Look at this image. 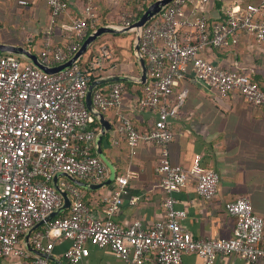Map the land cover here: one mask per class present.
<instances>
[{
    "label": "built area",
    "instance_id": "1",
    "mask_svg": "<svg viewBox=\"0 0 264 264\" xmlns=\"http://www.w3.org/2000/svg\"><path fill=\"white\" fill-rule=\"evenodd\" d=\"M152 2L154 0H147ZM234 0L229 3L224 20L210 23L201 7L209 0H196L187 8V0H171L162 11L140 31L139 49L145 58L148 78L140 109H154L156 118L146 131L136 128L132 120L119 114L115 131L123 135L132 153L140 143L158 145L160 160L155 167L164 191V215L152 226L139 220L123 226L114 219L124 201L126 175L115 178L114 188L103 196L102 214L84 201L78 185L68 179L59 181L70 196L67 215L55 216L42 231L32 237L33 247L51 251L56 240L68 239L70 245L63 256L71 264H81L89 253L88 244L109 247L127 264H141L153 253L156 264H184L183 254L194 253L203 264H213L217 255L238 254L244 264H264V222L253 211L246 196L227 201L224 207L235 217L232 235L227 238L194 237L181 223L186 212L175 206L173 193L190 175L196 177V191L212 199L217 193L219 174L203 170L196 155L189 168L169 159L168 144L173 138L169 121L175 117L187 89L172 97L174 85L191 67L196 77L225 95L238 91L250 104L264 107V89L247 74L223 68L208 61L200 53L206 47H225L238 42L240 35H253L264 41V0ZM27 4L26 0H19ZM51 24L63 13L66 0H46ZM131 12H123L120 25L134 21ZM100 17L87 4L72 24L65 26L75 37L66 49L52 46L48 39L39 59L47 65L66 61L80 47L89 26H96ZM107 47L100 49V58H109ZM95 67V66H94ZM90 71L79 64L47 73L16 54L0 53V264H49L40 254L29 252L20 243L25 230L62 204V194L53 186L56 172L64 171L79 179L99 182L107 175L103 160L93 152L96 129L85 97ZM125 86L111 82L103 93L93 90L92 102L97 109L119 108ZM131 203L136 201L132 197Z\"/></svg>",
    "mask_w": 264,
    "mask_h": 264
},
{
    "label": "crops",
    "instance_id": "2",
    "mask_svg": "<svg viewBox=\"0 0 264 264\" xmlns=\"http://www.w3.org/2000/svg\"><path fill=\"white\" fill-rule=\"evenodd\" d=\"M18 1L0 0V43L24 46L37 55V51L42 47L44 49L46 39L52 46H59L64 50L75 41L74 34L65 26L72 24L80 16L87 4H91L99 15L98 26L115 23L112 17L123 6V0H66L68 6L52 23V33L47 38L46 30L51 24V16L46 0H26L27 4H20ZM132 33H103L89 45L78 62L88 66L90 75L94 77L90 82L111 75L129 77L127 80H116L123 84L130 83L124 85L120 107L98 109L110 123V127L100 137L98 134L101 122L91 113L93 119L90 125L96 129L93 152L106 165L107 175L99 182L110 175L111 167L116 176H127L124 201L114 215L115 221L127 226L132 221L139 220L144 227H150L164 215V191L155 171L160 160L159 147L151 142L140 143L132 153L125 137L115 131L119 114L130 118L140 131L152 127L156 118L154 109H140L138 106V99L143 92L141 84L144 85L147 79L144 82L138 81L141 71L133 53ZM104 46L110 51V57L100 58V66L96 67L100 49ZM200 54L218 66L239 70L264 83V41H257L253 35L242 34L237 44L206 47ZM195 77L190 67L185 76L174 85L172 97L175 98L183 89H187V92L176 116L169 121L173 133L168 144L169 159L174 164L189 168L198 155L203 170H214L219 174L217 193L212 199L200 196L195 188L196 177L190 175L173 196L176 199L175 206L186 212L181 219L183 227L194 237L227 238L232 235L235 225V217L224 207L227 201L239 196L248 197L253 211L264 222V107L248 103L236 90L222 95L212 87L198 85L194 81ZM111 82L114 81L97 86L101 85L108 90ZM63 178L70 180L59 174L56 182L59 184ZM115 178L98 188L79 186L84 201L96 213L102 214V198L114 188ZM132 197L136 198L134 203L129 201ZM63 211L68 213L69 207ZM45 224L35 227L27 239L26 232L31 227L20 237L21 245L33 254L38 253L31 251L27 244L32 245V235L42 231ZM70 243L68 239L56 240L46 257L49 264H71L63 256ZM88 247L89 253L81 264H127L109 247L91 244ZM183 262L203 264V259L194 253H185ZM141 264H156L154 254L148 253ZM213 264H244V259L238 254L217 255Z\"/></svg>",
    "mask_w": 264,
    "mask_h": 264
},
{
    "label": "water",
    "instance_id": "3",
    "mask_svg": "<svg viewBox=\"0 0 264 264\" xmlns=\"http://www.w3.org/2000/svg\"><path fill=\"white\" fill-rule=\"evenodd\" d=\"M170 2H171V0H154V1L150 2L147 5V7L145 8V10L142 12V14L128 26H123V25L115 24V23H106V24H103V25L96 27L94 30H92L85 37V39L82 41L78 50L69 59H67L66 61L59 63L57 65H47V64L43 63L39 59V57L36 53H33L30 49H28L24 46L0 43V53L8 52V53L16 54L20 57L25 58L26 60H29L36 67L43 70L44 72L53 73V72H57L59 70H63L65 68H68L73 63L78 62L79 59L81 58L82 54L89 47V45L93 41H95L103 33L133 32L134 33L133 53H134V57L136 58V61L138 62V65H139L140 71H141V75L139 76L138 81L144 82L148 78V69H147L145 58L143 57V55L141 54V51L139 49L140 31H141V28L144 24H146L151 19L156 17L162 11V9L165 6H167ZM128 78L129 77L125 76V75H111L108 77L96 78V79L92 80L91 82H89L86 97H85V102H86V106H87L88 110L94 116H97L101 122L102 127H101L100 133L98 134V137H100L101 134H104L105 130L110 127V123H108V121H106L104 119L102 112L99 111L93 105L92 93H93L94 88L98 84H101L104 82H110V81H116V80H127ZM194 81H196V83L198 85L210 88V85L205 80H203L199 77H195ZM105 161H107V160L105 159ZM107 163L109 164L108 161H107ZM110 169H111L110 175L104 181L99 182V183H88L86 181L78 179L77 177H75V176H73L67 172H64V171L57 172L53 178V182H54L53 185L62 194V197H63L62 204L59 207H57L56 209L50 211L47 215H45L41 219H39V221L33 227L28 229V231L26 232V239H27V237L30 236L31 231L35 227H37L40 224L47 223L52 218L59 215L63 210L68 208L70 205L69 194L65 190H63L60 187V185L56 182L57 175H59V174L65 175L71 181H73L75 184H77L78 186H81V187L98 188V187H101L102 185H106V184L110 183L115 178L116 175H115L114 169L112 167ZM27 246L31 251L38 253L42 256L48 257V253L36 250L30 243H28Z\"/></svg>",
    "mask_w": 264,
    "mask_h": 264
},
{
    "label": "trees",
    "instance_id": "4",
    "mask_svg": "<svg viewBox=\"0 0 264 264\" xmlns=\"http://www.w3.org/2000/svg\"><path fill=\"white\" fill-rule=\"evenodd\" d=\"M196 0H187V8H192L195 4ZM234 0H209V2L201 7V12L206 14L208 17V20L210 23L218 21V20H224L225 16V11L229 5ZM247 1H258V0H244L242 3H245ZM150 2L147 0H123V6L121 7V11L123 12H131L133 14L134 19H137L142 12L145 10L147 5ZM215 9V10H213ZM120 21V20H119ZM118 21V22H119ZM105 19L103 23H105ZM114 22V21H113ZM98 25L96 26H89L87 29V34L91 32L93 29H95ZM237 44V43H236ZM43 50V47L37 51V53H40ZM79 66L81 67L82 70L84 71H89L88 66L83 65L81 62H78ZM235 70V69H231ZM240 72L239 70H235ZM253 81H255L262 89H264V83H261L257 80H255L251 75L247 74ZM94 77L90 75V80L93 79ZM130 84L129 82H124V85ZM143 86V84H141ZM103 86L99 85L97 86L96 89L101 90L103 93H105L107 90L106 88H102ZM141 96H143V92L141 93ZM119 116V115H118ZM93 119V117H92ZM67 215L66 211H63L57 217H62Z\"/></svg>",
    "mask_w": 264,
    "mask_h": 264
},
{
    "label": "rangeland",
    "instance_id": "5",
    "mask_svg": "<svg viewBox=\"0 0 264 264\" xmlns=\"http://www.w3.org/2000/svg\"><path fill=\"white\" fill-rule=\"evenodd\" d=\"M122 15H123V11H121V9L119 8L117 10V14L115 16L112 17V21H114L115 23L118 22V20H121L122 19ZM133 34V33H132ZM134 36V34H133ZM96 45V44H95Z\"/></svg>",
    "mask_w": 264,
    "mask_h": 264
}]
</instances>
